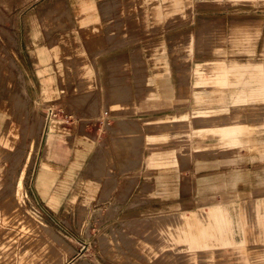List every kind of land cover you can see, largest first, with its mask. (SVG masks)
Returning <instances> with one entry per match:
<instances>
[{
    "label": "rangeland",
    "instance_id": "obj_1",
    "mask_svg": "<svg viewBox=\"0 0 264 264\" xmlns=\"http://www.w3.org/2000/svg\"><path fill=\"white\" fill-rule=\"evenodd\" d=\"M239 1L151 0L147 10L138 0H0V73L15 70L17 64L25 78L24 83L16 76L0 89L8 105L6 115L0 117V264L264 262V254L256 252L264 246V221L241 207L264 200V157L248 146L264 141V127L243 135L250 140L245 146L215 155L198 153L196 148L219 145L222 140L217 135L198 138L168 132L167 140L151 142L145 132L142 160L136 163V135L120 123L129 119L138 124L136 120L144 117L185 112L190 115L187 122L198 123L195 113L207 106L198 94L211 96L209 89L196 84L199 63L264 64V0ZM122 5L124 14L117 12ZM156 5L161 6V18L155 15ZM131 7L134 14L129 13ZM33 10L48 27L45 42L67 76L57 78L55 97L48 100L42 94L39 99L28 91L19 94L12 108V96L23 85L28 88V82H38L32 77L19 26ZM236 22L251 25L241 44L233 43L241 42V32L234 30L239 37L233 42L230 38ZM205 24L216 25L224 41L217 35L200 42ZM102 33L105 44L85 40L88 36L100 40ZM79 36L85 40L81 46L74 40ZM121 40L125 42L118 46ZM99 53L109 60V78L97 76ZM144 55L152 59L153 69L176 71L173 80L178 82L180 99L150 117L142 103L157 97L151 79L136 76L134 94L131 80L121 76L131 67L129 57L138 73L147 70ZM161 56L172 61H160ZM117 72L120 76H113ZM102 80L106 87L126 86L125 94L110 90L104 107L100 106ZM115 103L120 107L115 108ZM225 105L228 110L218 112L219 116H241L246 123L264 113L263 101ZM102 111L107 113L103 120ZM55 123L56 127L62 123L63 130L51 132ZM176 123L173 129L182 124ZM151 156L156 157L154 164ZM195 160L201 161V173L200 180L193 181ZM217 202L226 207L210 206Z\"/></svg>",
    "mask_w": 264,
    "mask_h": 264
},
{
    "label": "crops",
    "instance_id": "obj_2",
    "mask_svg": "<svg viewBox=\"0 0 264 264\" xmlns=\"http://www.w3.org/2000/svg\"><path fill=\"white\" fill-rule=\"evenodd\" d=\"M141 1L146 6L147 10L151 8L150 4L152 3L151 0H138V2L141 4ZM161 1V0H160ZM171 3L170 4H176L177 0H168ZM233 3V0H229ZM247 1V0H246ZM243 2V0L239 1ZM170 6V5H169ZM7 6L6 8H8ZM10 8V7H9ZM25 10V9H23ZM19 11V15L23 14L24 11ZM66 12V10H65ZM118 13H126V7L120 6V9L117 11ZM139 12V11H138ZM149 12V11H147ZM2 14H4L5 17H7L4 13V11H1ZM130 14L135 13V9L131 7L129 9ZM66 14H69L66 12ZM162 9L160 5L155 6V15L158 18H161ZM40 13L37 10H33L29 12L26 16L23 17V19L20 21V30L23 31V42H24V51L25 54L28 55V57L31 59V70L33 71V76L37 83H33L32 81L28 82V88L27 86L23 85L22 89L17 93H15L12 96L11 103L12 108H14V104H17L19 102V94H28V91L32 92L34 95H40L46 94L48 95V100L52 97H55L56 93V87H57V78L59 77H66V71L64 69H58L57 64V57L55 55V52L51 49H49L48 43L46 44L45 41L48 40L46 37V31L48 30V27H46L41 21L39 17ZM4 17V18H5ZM103 24L100 25V30H102ZM251 25L249 23H240L236 22L231 26V33L230 38L233 42V38L238 39L239 36H241L240 43L233 42L235 44H241L242 43V36L247 35L249 32ZM234 30L239 31V36H236L237 34L234 33ZM216 25L212 24H205L204 28L200 31V35L202 34V37H200V42L202 38L204 39H215L216 36H220L221 39L224 41V34H222ZM244 34V35H242ZM76 35V34H75ZM77 36V35H76ZM236 36V37H235ZM79 38L72 37V39L76 40L80 43V46L83 45V43L86 42H92L96 41L97 44H105L106 43V37L104 33L100 34V40L99 36L91 37L88 36V38H85L84 42ZM194 39V37H192ZM52 39V36L49 38ZM191 39L188 47L192 50L194 40ZM51 41V40H50ZM49 41V42H50ZM125 41L121 40L118 46H121ZM82 43V44H81ZM48 47V48H47ZM73 48V47H72ZM103 51V50H102ZM21 54V52H20ZM104 53H99L96 57L97 60V76L101 78H109L111 76V71L108 70L106 66V62L109 60L103 59L102 57ZM63 56V54H61ZM60 56V58L62 57ZM132 57H129L128 63L131 66L128 70H125V74H121L124 78H129L131 80L132 86L130 90L132 89L133 93L135 94L136 88L134 79L137 77H141L142 74L145 77H148L151 79L150 83L152 87L155 88L154 92L157 97L154 99H146L144 103V109H148L150 111H146L145 116L147 115H154L158 114L160 112H165L169 110L170 107H168V104L178 102L180 99L178 98V82H176L175 79L177 77L176 71L173 69H153L151 62L152 59L148 56L144 55V62L147 66V70L144 72L138 73L134 67H132L133 60ZM67 59V58H66ZM110 59V58H109ZM121 59V58H119ZM172 61L169 56H161L160 61L169 62ZM112 61V60H111ZM15 63V61L13 60ZM17 70V72H16ZM24 74L27 78L31 79V75L29 74L28 70L24 68ZM63 71V72H62ZM196 74H197V86L207 88L211 92V96L207 97L202 92L198 94L199 99H203L207 101V106L203 109L198 110L194 118H198L197 122L194 121L187 122L185 117H189L190 115L185 112L181 113L179 115H173L168 117H157V118H141L139 120L140 123H131L132 120L129 119H123L121 120V124L123 126V129L128 133L135 134V149L137 154V161L136 163L141 162L142 160V133L147 132L148 138L151 142H157L162 140H167L169 138V133L176 132L177 134H181L183 137H188L192 134H194L198 138H205L208 136L217 135L221 138L222 143L219 145H209V144H203L197 146V152L203 153L205 155H215L221 150H226L228 148H241L247 144L250 140L243 139V135L245 134H251L253 131L258 130L260 127H264V113H261L257 118H259L257 121L253 123H246L241 121L243 117L241 116H232L230 114L226 116H219L218 112L220 111H226L228 110L227 105H225L226 102H231L233 105L239 106L242 103H252L257 101H263L264 102V64L262 62H237V61H231L230 63L226 62L225 60H218V61H208L205 63H199V65L196 68ZM114 72V71H113ZM119 72L114 73L113 76L119 77ZM205 73H209L210 77H205ZM18 77L20 80H23L25 83V78L23 73L20 69H18V66L16 64V69L13 71H1L0 73V89L6 88L7 83H12V79L15 77ZM36 84L39 85V89L36 87ZM2 86V87H1ZM115 87H106L105 80L100 81V106L104 107L106 104L107 96L111 95L110 90H112V94L117 93L123 94L121 92H118V89H121L119 91L126 92V86H118V84L114 85ZM129 87V86H128ZM29 89V90H28ZM230 89V92H229ZM1 93V91H0ZM48 93V94H47ZM51 95V97H50ZM54 95V96H52ZM50 97V98H49ZM136 98V97H135ZM6 98L2 96V93L0 94V109L3 111V114L0 115V117L4 118L6 115V111L8 109V105H6ZM37 99V98H36ZM23 100V99H22ZM136 101V100H135ZM137 104L139 102H136ZM115 108L120 107L119 104L115 103L113 104ZM137 109V108H136ZM135 110V109H134ZM106 111V110H105ZM102 113L100 114V119L103 120L105 117H107V114ZM111 117H113V114H110ZM110 117V118H111ZM150 117V116H147ZM176 118V120H174ZM256 118V117H254ZM261 118V119H260ZM196 121V120H195ZM105 122V120H104ZM173 122H175L173 124ZM181 122V126L177 127L176 129H173L177 123ZM103 124V123H102ZM51 132L56 131H62V123H59L56 127L55 125H50ZM175 130V131H173ZM169 132V133H168ZM253 149L259 150V153L264 157V141L261 142H255L252 145ZM187 158L185 159V161ZM156 161L155 156H151L150 163H153ZM201 161L195 160L192 163V176L193 181L194 179L200 180V173H201ZM199 175V176H198ZM225 206L220 202L213 203L210 206ZM264 206V200L255 199L250 205H242V211L245 212L248 209H250L253 213V217H257V219H261L264 221V211H262V207ZM226 207V206H225ZM252 222V221H251ZM264 223V222H262ZM248 228H249V221H248ZM239 247H244V245H240ZM249 252V248L247 249ZM253 252V251H252ZM258 253L264 254V246L261 247V250L256 251ZM261 264H264L262 262Z\"/></svg>",
    "mask_w": 264,
    "mask_h": 264
},
{
    "label": "bare ground",
    "instance_id": "obj_3",
    "mask_svg": "<svg viewBox=\"0 0 264 264\" xmlns=\"http://www.w3.org/2000/svg\"><path fill=\"white\" fill-rule=\"evenodd\" d=\"M4 193V192H3ZM9 196V195H8ZM10 202V201H9ZM14 204V203H13ZM3 233V232H2ZM1 235V234H0ZM5 240V239H4ZM21 243V242H20Z\"/></svg>",
    "mask_w": 264,
    "mask_h": 264
},
{
    "label": "built area",
    "instance_id": "obj_4",
    "mask_svg": "<svg viewBox=\"0 0 264 264\" xmlns=\"http://www.w3.org/2000/svg\"><path fill=\"white\" fill-rule=\"evenodd\" d=\"M107 114V113H106Z\"/></svg>",
    "mask_w": 264,
    "mask_h": 264
}]
</instances>
